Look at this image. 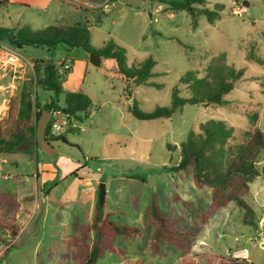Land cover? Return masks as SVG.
<instances>
[{
    "label": "rangeland",
    "instance_id": "1",
    "mask_svg": "<svg viewBox=\"0 0 264 264\" xmlns=\"http://www.w3.org/2000/svg\"><path fill=\"white\" fill-rule=\"evenodd\" d=\"M84 1L83 6L105 5L103 0ZM107 4L101 22L71 0H11L8 8L0 7V27L25 25L39 31L87 23L90 44L96 50L113 41L126 50L128 66L149 56L157 61L153 70L157 75L150 79L154 85L145 87L119 78L113 60L92 66L82 59L80 49L68 52L59 45L50 50H20L26 60L47 59L72 67L63 93L34 88L40 105L53 101L64 106L70 92L86 94L92 105L88 113L69 122L73 128L64 133L67 144L51 142L54 154L35 152L30 143L15 154L0 153V220L23 228L18 238L3 239L0 233V264H80L74 257V239L77 229L92 219L100 184L106 188L104 208L111 219L140 227L142 235L116 237L115 245L124 255L108 251L98 264L179 263L183 254L174 245L162 242L159 252L152 250L154 226L146 210L153 196L163 215L196 235L189 245L191 256L210 254L221 258L215 264H229L224 259L243 258L245 249L249 261L264 264V174L250 184V194L244 197L256 213L259 226L255 228L244 223V211L234 202L202 224L198 218L208 209L211 189L197 188L191 173L172 170L188 134L199 132L200 124L210 119L226 121L240 141L252 129L248 115L256 113V127L264 132V0H210L209 8L224 5L221 19L210 24L201 17L196 30L188 13H165L163 6L148 0H109ZM221 60L243 70L242 79L224 97V105H186L170 119L150 121L128 112L125 92L131 93L141 110L150 112L170 104L172 89L185 73L196 71L203 77L214 61ZM31 77L27 66L21 85ZM179 90L182 97L190 96L186 86L179 85ZM263 166L264 150L258 168ZM29 207L33 212H27ZM17 210L21 220L14 218ZM66 240L71 242L69 247ZM199 264L207 263L199 259Z\"/></svg>",
    "mask_w": 264,
    "mask_h": 264
},
{
    "label": "trees",
    "instance_id": "2",
    "mask_svg": "<svg viewBox=\"0 0 264 264\" xmlns=\"http://www.w3.org/2000/svg\"><path fill=\"white\" fill-rule=\"evenodd\" d=\"M119 1V0H113ZM164 7L165 13L186 12L192 18V28L199 27V19L204 17L210 24H215L221 19L224 10L223 4L209 8L210 0H148ZM10 0H0V7L8 8ZM98 16L101 22L104 8H82ZM101 13V14H99ZM105 13V12H104ZM99 14V15H98ZM91 33L87 23L74 26H50L43 30H33L29 26L17 29L0 27V40L17 49L24 47H46L56 49L64 45L68 52L71 49H80L82 59L89 60V55L95 53L102 61H114L116 74L128 84L136 86H153L150 79L157 75L154 68L157 61L153 56L144 61L127 65V52L123 47L113 41L108 42L103 48L96 50L90 44ZM264 40V33H263ZM252 59L256 57L251 54ZM69 59V58H68ZM72 64V61H70ZM63 66L53 60L38 59L33 62L32 77L25 82L16 96L12 97L6 117L0 119V153L15 154L25 143H32L38 150L37 123L44 109L52 111L59 108L67 115L69 122L79 119L81 114L88 113L92 105L89 96L82 92H70L65 95V105L60 106L51 101L40 105L36 99L34 88L56 94L63 93L64 83L71 70L60 71ZM243 77V70L226 64L224 61H214L206 70L203 77L196 71H188L178 80L171 94V102L167 106H158L150 112L140 109L139 103L131 93L125 92L128 112L136 119L150 121L157 119H170L177 111L186 105H218L226 103L224 97L229 94ZM179 85H184L190 92L189 97L180 95ZM252 129L243 133V138L236 141L235 130L226 121L210 119L200 124V131H191L185 142L181 144L180 161L172 167L176 173H191L197 188L211 189V202L208 209L199 216L202 224L209 222L211 217L229 203H236L244 211V223L257 228L259 223L253 208L244 199L250 194V184L264 174V166L258 168L260 154L264 150V132L256 127L258 116L249 114ZM68 130H72L71 124ZM51 124H49L46 139L50 142L67 144L64 134L51 138ZM146 216L154 226L151 246L154 253L159 252V243L174 245L182 252L178 264H199V259H205L207 264H215L221 258L210 254L190 255L189 245L196 236L190 230H184L163 215L158 207L156 196L146 210ZM20 228L13 222L0 220V233H8L12 238L18 236ZM142 235L138 226L119 224L111 219V214L105 208H95L90 222L81 225L74 239V257L80 264H98L106 252L119 256L124 253L116 247L115 239L118 236L135 238ZM0 241H3L0 239ZM70 241L65 244L69 247ZM229 264H254L246 258L224 259ZM125 264H146L144 261H128Z\"/></svg>",
    "mask_w": 264,
    "mask_h": 264
},
{
    "label": "built area",
    "instance_id": "3",
    "mask_svg": "<svg viewBox=\"0 0 264 264\" xmlns=\"http://www.w3.org/2000/svg\"><path fill=\"white\" fill-rule=\"evenodd\" d=\"M21 68H23V65L21 63L20 57L13 51H11L5 42L0 40V71L3 72V75H0V77H4L9 70L12 71L11 83L6 86H0V89L5 91L6 93L2 98V102L0 105V115H2L3 112H6L9 109L11 99L15 96L18 90V81L21 79L19 75V69ZM71 69L72 67L70 66V64L65 63L60 68V71L64 72ZM49 124H51L49 135L51 138H56L64 134L65 131L69 129V119L64 111L59 108L52 109L51 120ZM5 249H8V246H6ZM244 252H246V250H244Z\"/></svg>",
    "mask_w": 264,
    "mask_h": 264
},
{
    "label": "crops",
    "instance_id": "4",
    "mask_svg": "<svg viewBox=\"0 0 264 264\" xmlns=\"http://www.w3.org/2000/svg\"><path fill=\"white\" fill-rule=\"evenodd\" d=\"M60 1H65V0H60ZM71 1H76V2H78V4H80V6L79 7H81V9L82 8H91V9H93V8H98V7H103L104 8V12H107L108 11V9H109V5L107 4L108 2H109V0H103L102 2H104L105 3V5L104 6H102V5H99L98 7H92V6H83V5H81V4H87V3H85L86 1H84V0H71ZM10 2H11V0H10ZM11 5V4H10ZM83 10V9H82ZM87 13H90V12H87ZM25 26V25H24ZM23 27V26H22ZM5 28H9V27H5ZM20 28V27H19ZM7 46H8V48L11 50V51H13L16 55H18L19 57H20V59H21V63H22V65H23V68H21V69H19V75H20V77H21V79L18 81V85H19V87H18V90H17V92H16V94L19 92V90H20V88L22 87V83H23V81H24V79H25V76H26V68H27V66H29L30 67V69H31V73L33 74V63H31L30 62V60H38V59H30V60H26L21 54H20V50H22V49H17V48H15V47H13V46H10L9 44H7ZM49 50V49H48ZM68 61H69V59H68V57L66 58ZM45 60H47V59H45ZM70 62V61H69ZM103 62V61H102ZM102 64V63H101ZM3 72L2 71H0V75H3L2 74ZM12 71L11 70H9L7 73H6V75L4 76V77H0V86L2 85H4L5 83H3V81L5 80V82H7L6 83V85H8V84H10L11 83V81H12ZM11 75V76H10ZM8 77V78H7ZM6 85H4V86H6ZM5 91H3L2 89H0V105H1V102H2V98L5 96ZM16 94H15V96H16ZM65 105V104H64ZM4 113V115H5V113L6 112H3ZM30 147H31V149L32 150H34L35 152L37 151V149L33 146V144L32 143H30ZM5 162V161H4ZM35 178H36V181H38L39 180V178H40V175H39V173L37 172L36 174H35ZM37 206H38V204H37V202L35 203V207H34V209H36L37 208ZM19 210V209H18ZM18 210L15 212L16 214H15V220H21V215H20V213H18ZM27 212L28 213H31V212H33V209H31L30 207L27 209ZM5 222H7V221H5ZM9 222V221H8ZM13 223H15V224H17L16 222H13ZM18 225V224H17ZM19 226V225H18ZM19 228H20V232H19V234H18V236L21 234V232H22V230H23V228L21 227V226H19ZM18 236L16 237V238H18ZM3 239H5L6 237H11V235L10 234H8V233H4L3 234ZM262 246H263V244H262ZM245 250V249H244ZM247 257V251H246V256H244L243 258H246ZM246 259H248V258H246Z\"/></svg>",
    "mask_w": 264,
    "mask_h": 264
},
{
    "label": "water",
    "instance_id": "5",
    "mask_svg": "<svg viewBox=\"0 0 264 264\" xmlns=\"http://www.w3.org/2000/svg\"><path fill=\"white\" fill-rule=\"evenodd\" d=\"M244 6H249L248 2L243 3ZM150 14V18H151ZM89 63L94 67H99L102 63V59L99 55L91 53L89 55ZM51 120V112L44 109L42 115L37 123V144L44 153L54 154L56 150L53 148L52 143L46 139V133ZM106 200V188L104 184H100L98 192V208L104 209ZM264 246V244H263Z\"/></svg>",
    "mask_w": 264,
    "mask_h": 264
}]
</instances>
